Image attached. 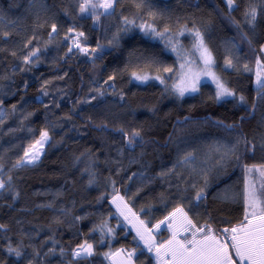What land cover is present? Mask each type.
<instances>
[{"label": "trees", "instance_id": "16d2710c", "mask_svg": "<svg viewBox=\"0 0 264 264\" xmlns=\"http://www.w3.org/2000/svg\"><path fill=\"white\" fill-rule=\"evenodd\" d=\"M252 2L258 6L259 0ZM82 3L0 0V264H113L103 253L120 249H136L134 264H158L117 215L113 196H122L148 227L178 206L197 226L232 227L245 212L243 166L264 164V90L256 82L257 60L264 64L259 7L252 25L244 18L250 0H235L233 9L226 0H144L140 9L134 0H117L112 11L95 15L81 13ZM124 17L157 31L168 27L172 35L182 31L184 40L192 35L185 26L199 29L216 73L237 96L216 101L214 87L203 84L181 97L157 81L135 82L133 72L156 76L157 69L172 67L163 74L171 85L178 57L164 41L126 25ZM76 32L84 33L83 47L97 49L94 55L73 46ZM36 49L26 64L24 57ZM229 59L233 67H226ZM45 130L50 140L41 160L13 168ZM133 130L142 140L128 145L125 133ZM242 138L255 150L238 144ZM233 148L240 160L228 152ZM217 150L226 153L223 160ZM182 151L192 159L183 162ZM228 185L235 198L220 199ZM104 222L113 233L101 243ZM168 236L164 230L159 238ZM85 240L93 255L74 257ZM9 246L21 255L9 253Z\"/></svg>", "mask_w": 264, "mask_h": 264}, {"label": "snow or ice", "instance_id": "6c2138e0", "mask_svg": "<svg viewBox=\"0 0 264 264\" xmlns=\"http://www.w3.org/2000/svg\"><path fill=\"white\" fill-rule=\"evenodd\" d=\"M117 0H84V3L80 4L79 11L81 13L88 12L89 10L95 15L98 9H103L104 12L113 8V5ZM137 9H140L144 0H134ZM229 8H232L235 0H226ZM258 7L260 12H264V0H259L258 6L256 3L250 0L249 7L244 12V18L247 23L254 25L258 15ZM103 14V13H100ZM154 13H149V16L154 17ZM96 19H99V15H96ZM124 23L126 25H134L139 27L145 35L151 34L154 37L165 38L171 49L180 55L181 48L178 46V42H173L171 39V29L164 27L163 31H157L152 24H140L136 25V21L129 20L128 17H124ZM130 29H125L128 31ZM185 31L192 33L195 43L193 48L199 52V59L203 61V67L200 71L193 72L191 68V61H186L180 65V71L176 73L177 80L179 82H173L168 85L164 79L163 74L172 73V67H162L157 69L161 74L151 77L152 79L158 80L161 84H165V91L171 89L173 94H178L183 97L185 93H196L199 91V85L201 77H209L215 83V96L216 101H220L225 97H235L237 93L226 85V83L218 76L212 69L214 67V59L211 50L207 47L204 39V34L196 28L187 29ZM52 31H56V25H52ZM74 29H69V33H72ZM7 35V33L5 34ZM177 35H183L182 31H178ZM246 36V34H245ZM84 37L83 32H76L75 38L72 39L73 46L89 55H94L97 49H91L83 47L79 43V39ZM86 39V37H85ZM117 40V37H114ZM31 43V41H29ZM102 46L98 45L97 48ZM39 49L29 53L24 57V62L27 64L31 62L32 58L36 56ZM72 48H69V52ZM261 53L264 54V46H261ZM15 55V53H13ZM182 59L184 57H181ZM156 63H159L158 61ZM226 67H233L232 60L226 61ZM246 71H251L247 65L243 66ZM261 69H264V64L257 60V73L256 82L259 87L264 90V80L261 79ZM133 77L140 81H147L150 77L148 75H140L135 72L132 73ZM109 80L114 79L113 76H109ZM108 81H105L107 83ZM47 93H45L46 95ZM99 95L104 93L98 90ZM95 99V97H93ZM240 101H244V96L238 97ZM15 107V106H13ZM187 119V118H186ZM219 123V122H218ZM228 127H233L228 125ZM119 131L124 132L121 128ZM128 145H134L137 139H141V133L133 130L130 134L125 133ZM50 139L47 130L40 133V138L35 143L29 145V151H25L23 157L13 164V168L21 165L31 164L39 160L41 149L44 144ZM237 143H243L246 150H255L256 145L247 138L238 140ZM264 147V144L261 145ZM236 160H240L238 155H235V150L229 149ZM185 156L184 159L187 161L189 156ZM222 160L224 157L221 158ZM245 171L251 176L253 172L259 173V176L264 180V164L261 165H244ZM3 165L0 164V169ZM11 180V176L8 177ZM5 186V181L0 179V188ZM264 188V183L261 184ZM203 198V190L196 194L195 200L199 201ZM245 212L243 219L238 225L232 227H225L214 229L208 222L202 223L197 226L193 222L192 218L189 217L188 212L185 211L183 206H178L168 213L162 220L158 221L149 228L143 220H139L135 213L131 212L128 205L124 203L122 196H113L112 203L116 205L120 212V215L124 216L130 224L136 227L137 236L140 240H143L148 245V251H155L158 260H162L163 264H264V207H261L256 196L255 185L249 183V186L245 195ZM143 211V209H142ZM127 213V214H126ZM164 226L171 232V237L160 243L156 244L154 237L152 236L153 231H159ZM2 227V226H0ZM95 231V229H93ZM102 233L101 243H103V237L109 233H113V229L108 227L107 223L104 222L100 226ZM9 253H14L16 256H20L21 252L18 248L8 247ZM63 251V250H62ZM94 253L93 244L85 240L83 243L77 245V248L73 252L74 257H90ZM136 249L127 251L125 249L117 250V252H106L103 253L105 257H117V264H132V257L135 255ZM123 254V255H122ZM126 257V259H125ZM168 257V259H164Z\"/></svg>", "mask_w": 264, "mask_h": 264}, {"label": "rangeland", "instance_id": "374dc122", "mask_svg": "<svg viewBox=\"0 0 264 264\" xmlns=\"http://www.w3.org/2000/svg\"><path fill=\"white\" fill-rule=\"evenodd\" d=\"M234 7H235V3H234V5H233V7L230 8V9H233ZM113 8H114V5H113ZM113 8L110 9V10H108V11H112ZM102 10H103V9H102ZM103 11H104V10H103ZM144 34H145V33H144ZM146 36H149V37H151V38H153V39L162 40V41H164V42L166 43V45H168V43H167V41H166L165 38H162V37H154V36H152L151 34L146 35ZM184 38H185V33H183V35H171V39H172V41H173L174 43H175V42H178V46L181 48L180 55H177V52L173 51V50L171 49V47L168 45L169 51L173 52V53L176 54V56L178 57V63H179L178 71H180V65H181V64H184L186 61H191V68H192L193 72L200 71V70L202 69V67H203V61H202L201 59H199V52H198L195 48H193V44L195 43L194 38H193V35H190V38H189L188 40H184ZM204 39H205V37H204ZM205 43H206V45H207V47H208V44H207L206 40H205ZM208 48H209V47H208ZM209 49H210V48H209ZM210 50H211V49H210ZM211 53H212V51H211ZM212 56H213V59H214V67H213L212 70L216 73V71H215V57H214L213 53H212ZM181 57H184V58L182 59ZM216 74H217V73H216ZM140 75H148L150 78H149L147 81H140V80H137V79H135V78L133 77V80H134L135 82H137V83H141V84L148 83V82H152V81H157V82H159L158 80L152 79L151 77H154V76H152V75H150V74H140ZM217 75H218V74H217ZM218 76H219V75H218ZM174 81H175V82H179V81L177 80V77H175V80H174ZM159 83H160V82H159ZM203 84H211V85L214 87V89H215V83H214V82L211 80V78H209V77H203V76L201 77L200 85H199V91H200V88H201V86H202ZM163 85H164V84H163ZM199 91H198V92H199ZM196 93H197V92H196ZM193 94H195V93H185L184 96L193 95ZM228 98H231V97H225V98H223L222 100H224V99H228ZM222 100H220V101H222ZM4 114H5V112H4V110H2V111L0 112V119L4 116ZM49 137H50V136H49ZM39 138H40V137H39ZM39 138H38V139H39ZM38 139H37V140H38ZM49 140H50V139H49ZM49 140H48V142H49ZM35 141H36V140H35ZM35 141H34L33 143H35ZM48 142L45 143L44 146H43V148L40 150V151H41V154H40V158H39V160L36 161V162H34V163L28 164V165H34V164H37V163L41 160V158L43 157V154H44V151H45V148H46ZM33 143H32V144H33ZM26 151H29V147L26 149ZM180 153L183 154V153H185V152L182 151V152H180ZM180 153H179V154H180ZM225 154H226V153H224V151H223V153H221L219 150L215 151V155H216V157H220V156L223 157V156H225ZM183 156L185 157V154H183ZM184 157H182V161H183V162H184V161L186 162V160L184 159ZM189 157H190V159H192L193 156H189ZM188 161H189V159H188ZM249 183L255 185L256 196H257V199H258V201H259V204L261 205L262 195H261L260 191L262 190V191L264 192V188L261 187V184L264 183V180H262V179L260 178L259 173H257V172H253V173L251 174V176H249V174H248V176H247V178H246L245 188H244V195H246V191H247V188H248V186H249ZM261 188H262V189H261ZM115 196H116V195H115ZM118 196H120V195H118ZM218 197H219L220 199H223V200H232L233 197L235 198V191H234L233 186L228 185V186L222 187V188L220 189L219 193H218ZM111 202H112V201H111ZM124 203L127 204V202H126L125 200H124ZM112 205H113V207L115 208V211L117 212V215L122 219L123 224H125V225L128 227V229H130V230L135 234V236H136L137 239H138V242H139V243H140L145 249L148 250V245L145 244V242H144L143 240H140L139 237L137 236L136 227H134L133 224H130L127 220H125V219H124V216L120 215V212H119V210L117 209V207H116L115 204L112 203ZM127 205H128V204H127ZM128 208L131 209V207H130L129 205H128ZM131 212H132V213H135L132 209H131ZM126 214H127V213H126ZM135 215H136V217L139 218V220H143V219H141L136 213H135ZM143 221H144V220H143ZM144 222H145V221H144ZM145 223H146L147 226H148V221H146ZM149 228H152V227H149ZM164 230L167 231V233H168L169 236L167 237V239L161 241V239H160L159 237L162 235V232H163ZM152 236L154 237V240H155L156 244H160V243H162V242L168 240V239L171 237V232H170V230H168L167 228H165L164 226H162L161 229H160L159 231H153ZM150 253L153 255V257L155 258L156 262L158 263V259H157V257H156V253H155V251L153 250V251H151ZM122 255H123V254H122ZM82 256H83V255H82ZM82 256H81V257H82ZM110 259H111V261H112L113 264H117V260H118L117 257H111ZM125 259H126V257H125ZM164 259L166 260V259H168V257H164ZM160 261H161V264H163V261H162V260H160ZM132 264H134L133 261H132Z\"/></svg>", "mask_w": 264, "mask_h": 264}, {"label": "crops", "instance_id": "0c3cea01", "mask_svg": "<svg viewBox=\"0 0 264 264\" xmlns=\"http://www.w3.org/2000/svg\"><path fill=\"white\" fill-rule=\"evenodd\" d=\"M158 264H161V261L160 260H158Z\"/></svg>", "mask_w": 264, "mask_h": 264}]
</instances>
